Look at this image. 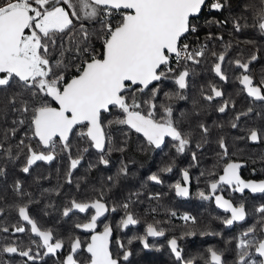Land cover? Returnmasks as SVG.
I'll use <instances>...</instances> for the list:
<instances>
[{
    "label": "snow or ice",
    "instance_id": "6c2138e0",
    "mask_svg": "<svg viewBox=\"0 0 264 264\" xmlns=\"http://www.w3.org/2000/svg\"><path fill=\"white\" fill-rule=\"evenodd\" d=\"M228 3L229 0H211V3L208 0H0V89L6 92L0 101V112L19 114L12 121L15 127L6 130L0 139V151L10 160L23 155L21 171L24 173H29L38 161L50 163L58 151L65 152L69 160L68 183L72 182L73 171L89 150L88 147L78 148L76 155H72L71 137L74 134L99 153V163L104 166L110 163L108 156L113 151L110 129L114 125L126 126L129 131L141 134L154 150L161 149L166 138H170L176 153L183 155L190 150L192 141L190 133L182 131L174 119L173 101L186 99L183 93L189 87V78L193 74L189 64L199 65L208 53L206 45L193 47L184 40L188 34L199 30L200 26L195 21L206 7L210 12H220ZM261 4L264 5V0ZM116 16L119 19L114 23ZM214 23L220 22L205 21L209 26ZM97 24L98 28L90 27ZM234 27L241 31L243 26L237 23ZM254 27L264 34V7L256 13ZM208 38H212L211 33ZM94 40L100 42V49L94 47ZM211 55L215 58L212 71L227 81L222 69L226 52H211ZM257 60L258 56L252 53L248 59H236L231 63L243 70L237 77L243 86L242 91L253 101L264 102V78L256 84L251 75L250 65ZM70 68H74L76 74L67 79L66 73ZM168 80L177 90L164 92L166 102L158 103L162 85ZM201 95L211 102L224 93L210 83L208 92L202 89ZM229 107L234 108V103L225 100L217 111L225 113ZM114 109L119 115L106 120L105 114ZM253 111L250 105L246 111L237 113L231 126L236 128L235 121ZM25 126L23 137L14 146V153L13 146L5 147V142L10 139V134L15 136ZM199 127L206 136L208 127L203 123ZM76 129L79 131L74 132ZM128 134L125 132L124 136L127 138ZM247 138L252 142L264 140V129H251ZM196 147L200 148L201 144ZM219 147L221 153L218 155L221 159L227 158L228 147L223 138L219 140ZM118 150L122 152L124 148ZM196 160L193 152L192 161ZM242 166L236 161L225 163L222 174L209 183L208 192L200 190L197 193L201 200L214 199L219 208L231 214L230 218L223 220L226 226L245 221L248 212L245 203L237 206L231 199L217 193L227 189L243 194L247 189L253 195L264 194V180L243 179L240 175ZM174 167L173 159L163 164L157 173L149 175L148 180L161 184L162 175L171 173ZM119 171L127 175V165L122 162ZM4 174L3 167H0V175ZM181 175L182 181H176L172 187L177 197H188L189 170H182ZM13 191L21 201L25 196L30 197L20 181L14 183ZM31 203L29 198L27 202L10 207L15 208L20 220L30 225L31 234L39 240L30 239L27 247L18 240L0 244V264H11L2 259L4 254L24 258L22 264H35L43 256L56 255L58 250L64 249V239L57 237L50 228H41L29 214ZM131 203L129 200L119 205L125 211L118 224L121 229L139 223L129 210ZM90 210L94 213L74 224L75 229L91 233L90 238L82 240L79 236H70L67 255L60 264H122V261H128L132 252L119 239L116 245L121 252L113 253V228L110 224H106L103 231H97L100 218L106 212L116 210V207L109 208L102 191L90 201L71 199L62 215L69 217L77 211L88 213ZM255 211L260 214L257 224L261 238H256V225L244 231L236 243L235 264H264V259L257 261L251 258L253 251L264 258V204L256 207ZM2 213L3 208H0ZM171 215L176 216V213ZM181 219L189 227L179 239L197 235L196 218L185 214ZM158 225L159 222L148 224L145 235L135 237L145 249L154 247L150 245L149 237L165 236V230ZM0 231L7 233L9 228L3 227ZM25 231L23 225H13V233ZM131 243L129 240L128 244ZM167 246L178 264H195V257L185 258L175 236L167 240ZM81 251L88 254L84 262L79 258ZM206 252V257H200L204 264H226L222 251L208 247Z\"/></svg>",
    "mask_w": 264,
    "mask_h": 264
},
{
    "label": "flooded vegetation",
    "instance_id": "af4514ba",
    "mask_svg": "<svg viewBox=\"0 0 264 264\" xmlns=\"http://www.w3.org/2000/svg\"><path fill=\"white\" fill-rule=\"evenodd\" d=\"M234 25L235 23L232 24V27L236 31ZM234 33V38L232 37L231 41H220L216 45L217 53L226 52V59L222 64V69L228 77L227 81L221 80L215 75L212 71L213 64L208 71H199L197 66H192L193 74L189 78V87L183 93L186 99L174 100L180 106V109L191 112V116L187 117L186 115L183 120L174 118L182 131L190 133L192 141L190 150L183 155L177 154L170 138H166V143L162 145L161 149L154 150L147 145L141 134L129 131L126 126H123V128L130 132L131 135H128L127 138L123 134L116 136L119 144L112 145L115 152L113 155L108 156V159L111 160L112 165H118L119 170L123 162L128 167V173L137 175L139 179V187H135V196L139 193V197L136 199L135 196L131 198L130 201L135 202V206L133 205L129 209L135 214L139 223L129 226L127 229L119 228V221L125 215V211L123 208L118 209L115 204L121 205L127 200H114V204L113 201L104 198L109 208L116 207V210L106 212L100 218L97 231H103L104 226L110 224L113 228L111 245L113 253L119 254L121 252L116 245L117 239L132 252L129 260L122 261V264H178L167 246V240L173 236L178 239L183 248L185 258H196L195 264H204V260L200 259V257L207 256L206 249L208 247H215L217 250L222 251V259L226 264H235L236 243L241 234L249 227L256 225V238H261L262 234L259 232V225L257 224V221L260 220V214L255 211V208L260 204H264V194L253 195L247 189L243 194L233 193L227 189L217 193L224 195L226 199H231L237 206L242 202L246 205L248 212L246 220L235 222L232 226H226L223 223L225 218H230V213L219 208L214 199L201 200L197 195L200 190L208 192L209 183L222 174L224 164L229 161L240 162L243 165L240 169V175L243 179L264 180V140L252 142L247 138L251 129H264V102L253 101L247 96L246 92L242 91L243 86L239 84L237 77L241 75L243 70L238 69L234 63H231L236 59H248L252 53H255L258 56V60L250 65V69L251 75L254 77V83L259 84L261 79L264 78V54L258 51L260 41L248 39L243 34L244 32L241 31ZM231 43L233 47H230L232 46ZM202 45L206 44L203 43ZM210 83L215 84L224 93L222 97L215 98L211 102L205 100L201 95L202 89L205 93L208 92ZM168 88L172 92L177 90L171 80L165 81L162 85V89L170 92ZM225 100L234 103L235 107H229L225 113H220L217 109ZM250 105L254 108V111L248 116H242L239 121H235L237 127L233 128L231 124L235 115L241 111H246ZM201 123L205 124L209 129L206 136L199 127ZM78 131L79 129L74 130V132ZM221 138L224 139L229 153L228 157L224 159H221L218 155V153H221L219 147ZM125 140H127L126 144ZM198 143L201 144L200 148L196 147ZM120 148H124V151H119L118 149ZM88 149L99 155L89 145ZM193 152L196 153V161H192ZM62 155V153H59V156ZM173 159L175 160V167L171 173L162 175L163 183L157 184L148 180L149 175L157 173L163 164ZM184 169H188L190 173V181L188 183L190 195L188 197H177L172 185L176 181H182L181 174ZM213 172L215 175H210ZM73 186L75 196L78 186L75 184ZM96 198L93 194L90 198L78 197L71 199L90 201ZM64 207L60 209L59 221L49 224L48 228H44L43 224L38 223L41 228H50L57 237L63 238L65 241L64 249L58 250L56 255L43 256L35 264H60L64 256L67 255L70 236H79L82 240L90 238L91 233L75 229L74 224L77 221H84L85 217L94 213V210H90L88 213H79L77 211L69 217H64L62 215ZM15 212L17 222L13 217H9V219L2 220L3 222L0 224V228H9L7 233L0 231V244L18 240L22 241L23 246L27 247L30 239L38 241L39 238L31 234L30 225L20 220L16 210ZM172 212H175L176 216H172ZM185 214L196 218L197 235L180 240L181 235L189 227L181 219ZM1 216L0 214V218ZM156 222H159L158 227L165 230V236L149 237L148 241L154 247L145 249L143 244L135 237L145 235L147 225ZM13 225H23L26 231L24 233H13ZM200 232L214 234L200 235ZM5 237L9 239L5 240ZM129 240H132L131 244H128ZM40 251L44 250L40 249ZM87 255V253L81 251L79 258L82 262L86 261ZM251 258L257 261L264 259L259 257L254 251ZM2 259L10 261L11 264H22L24 258L4 254ZM29 264H33V262H29Z\"/></svg>",
    "mask_w": 264,
    "mask_h": 264
},
{
    "label": "trees",
    "instance_id": "16d2710c",
    "mask_svg": "<svg viewBox=\"0 0 264 264\" xmlns=\"http://www.w3.org/2000/svg\"><path fill=\"white\" fill-rule=\"evenodd\" d=\"M264 7L261 4V0H229L228 6L220 12H210L208 8H205L200 14L199 18L195 21L200 27L195 34H188L184 42L191 44L193 47L200 46L205 43L208 49V53L202 59L199 65L189 64L191 69L192 66H197L199 71L210 70L215 58L211 55V52H217L216 45L220 41H231L234 38L237 31L233 30L232 24L239 23L242 27L241 32L247 36L248 39L254 41H260L258 51L264 54V34L260 33L255 24V15L260 9ZM117 19L114 17L113 22ZM206 20H215L220 23H214L212 25H206ZM227 21L226 23H223ZM91 28H98L99 25H91ZM209 33L212 38L209 39ZM232 44V43H231ZM95 48L100 49V42L97 40L93 41ZM229 47V46H228ZM233 47V44L232 46ZM229 47V48H230ZM250 49V47H248ZM251 50V49H250ZM248 53H250L248 51ZM70 60L71 57L65 54ZM75 69L70 68L66 73V78L69 79L75 75ZM15 87V85H13ZM170 92L172 90L168 88ZM11 91V89H9ZM164 92H168L166 89H162L158 98L159 102H166ZM6 92L0 89V101H3ZM176 102L173 101L174 107V118L185 119L191 116V112L188 110H182L176 106ZM119 115L118 110H113L110 114H105V119L110 120L115 116ZM18 113L8 111L6 114L0 112V139L6 130H10L15 127L12 121L17 119ZM183 123V122H182ZM21 128L15 136H11L10 139L5 142V147L9 144L13 146V152L15 153V145L21 137H23L26 130ZM113 144L118 145V138L116 136L124 135L128 132L123 126L114 125L110 129ZM128 135H131L128 132ZM72 141V155L75 156L77 149H83L88 147V143L81 140L77 135L71 137ZM114 149L109 156L114 154ZM62 153V156H59ZM68 154L65 152L58 151L56 158L52 162L38 161L35 165L30 168L29 173L21 171L24 166V156L21 155L19 159L10 160L2 151H0V167H3L5 174L0 175V208H3L1 214L0 224L2 220H6L9 217H13L16 221V212L14 207L11 205L27 202L29 198L32 203L29 205V214L36 219L37 223L43 224L44 228H48V225L59 221L60 209L67 206L68 201L71 198H90L93 194L98 197L102 191L104 198L109 201L114 200H131L135 196V187H139V179L137 175L127 173V175L120 174L118 165L108 166L99 164V155L93 152L91 149L84 153V159L76 170L73 171L71 177L72 182L68 183L66 179V173L68 171ZM90 164H89V163ZM109 177H112L110 180ZM16 181H20L23 185V189L26 193L30 194L25 196L23 201L13 191V185ZM77 185V194L74 196V186ZM139 197V193L135 196V199ZM135 201V200H134ZM115 204V203H114ZM122 205V204H121ZM135 206V202L132 201L131 206ZM115 206L120 209L122 207L119 204ZM17 222V221H16ZM6 223V222H5Z\"/></svg>",
    "mask_w": 264,
    "mask_h": 264
},
{
    "label": "built area",
    "instance_id": "2783aa9c",
    "mask_svg": "<svg viewBox=\"0 0 264 264\" xmlns=\"http://www.w3.org/2000/svg\"><path fill=\"white\" fill-rule=\"evenodd\" d=\"M209 3H211V0H208ZM117 20L119 19L118 16L115 17ZM202 45V44H201ZM198 47V46H197Z\"/></svg>",
    "mask_w": 264,
    "mask_h": 264
},
{
    "label": "rangeland",
    "instance_id": "374dc122",
    "mask_svg": "<svg viewBox=\"0 0 264 264\" xmlns=\"http://www.w3.org/2000/svg\"><path fill=\"white\" fill-rule=\"evenodd\" d=\"M203 44V43H202ZM262 143H263V141H262ZM264 144V143H263Z\"/></svg>",
    "mask_w": 264,
    "mask_h": 264
},
{
    "label": "water",
    "instance_id": "95a60500",
    "mask_svg": "<svg viewBox=\"0 0 264 264\" xmlns=\"http://www.w3.org/2000/svg\"><path fill=\"white\" fill-rule=\"evenodd\" d=\"M69 79H71V77Z\"/></svg>",
    "mask_w": 264,
    "mask_h": 264
}]
</instances>
